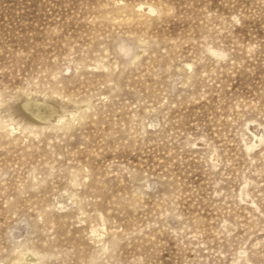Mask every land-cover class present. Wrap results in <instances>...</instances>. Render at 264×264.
<instances>
[{"label": "rangeland", "instance_id": "rangeland-1", "mask_svg": "<svg viewBox=\"0 0 264 264\" xmlns=\"http://www.w3.org/2000/svg\"><path fill=\"white\" fill-rule=\"evenodd\" d=\"M0 264H264V0H0Z\"/></svg>", "mask_w": 264, "mask_h": 264}]
</instances>
